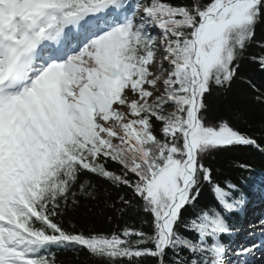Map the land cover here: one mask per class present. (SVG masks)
Masks as SVG:
<instances>
[{
    "label": "snow or ice",
    "instance_id": "6c2138e0",
    "mask_svg": "<svg viewBox=\"0 0 264 264\" xmlns=\"http://www.w3.org/2000/svg\"><path fill=\"white\" fill-rule=\"evenodd\" d=\"M261 25L264 0H0V264H57L58 251L96 264H253L264 217L248 225L259 244L225 243L241 230L228 216L249 201L208 160L264 144L210 122L206 98L239 79L264 104L240 75L244 60L264 73ZM87 177L126 190L107 207L140 226L66 225L70 206L96 197Z\"/></svg>",
    "mask_w": 264,
    "mask_h": 264
},
{
    "label": "trees",
    "instance_id": "16d2710c",
    "mask_svg": "<svg viewBox=\"0 0 264 264\" xmlns=\"http://www.w3.org/2000/svg\"><path fill=\"white\" fill-rule=\"evenodd\" d=\"M257 39L264 40V25L257 28ZM253 48L250 51H256ZM240 75L251 79L258 89L264 92V73L247 60L241 62ZM254 92L247 84L237 80L230 88L215 89L206 98V117L210 122L219 120L228 121L241 132L253 136L259 143L264 144V104L258 102ZM214 170L217 182L226 180L236 183L241 192L248 198L249 203L264 201L261 192L264 190V154L253 148H241L229 152L215 153L208 160ZM247 164L249 170H243L236 165ZM96 186L95 199L82 198L79 206L69 207L65 213V224L75 223L78 228L95 230L97 232H112L123 227L126 223L139 227L138 219L132 216L121 217L107 207L108 202H119V197L127 195L126 190L116 189L95 177H87ZM212 202V192L205 186L201 192V203ZM258 204V203H257ZM246 207V206H245ZM231 226L241 227V218L238 213L228 216ZM147 230V225L144 226ZM229 246L232 237H224ZM57 264H96L95 260L86 251L70 252L58 251ZM149 264H152L149 261Z\"/></svg>",
    "mask_w": 264,
    "mask_h": 264
},
{
    "label": "rangeland",
    "instance_id": "374dc122",
    "mask_svg": "<svg viewBox=\"0 0 264 264\" xmlns=\"http://www.w3.org/2000/svg\"><path fill=\"white\" fill-rule=\"evenodd\" d=\"M256 210H246L242 213V217L244 220V224H245V228L243 229V231H241L238 238H240V240L237 241V243L233 246V249L236 248L239 244L243 243V244H250L253 240H255L256 243H260L262 237L260 236L259 233H256L254 236L250 235L249 233H251L253 231V229H251L250 227H248L249 222L250 221H257L259 218L264 217V211L261 213V216L259 215L258 217L254 216L256 214ZM263 214V215H262ZM257 257L259 258H264V252L259 251L256 252V254L251 258L252 260L256 259ZM232 260H235L236 258L233 256L229 257ZM258 264H264L263 259L261 261H258Z\"/></svg>",
    "mask_w": 264,
    "mask_h": 264
},
{
    "label": "bare ground",
    "instance_id": "6f19581e",
    "mask_svg": "<svg viewBox=\"0 0 264 264\" xmlns=\"http://www.w3.org/2000/svg\"><path fill=\"white\" fill-rule=\"evenodd\" d=\"M237 240H240V238H238ZM264 250V249H263ZM253 256H251L250 258H252ZM253 264H258L259 262L256 261V259L252 260Z\"/></svg>",
    "mask_w": 264,
    "mask_h": 264
}]
</instances>
